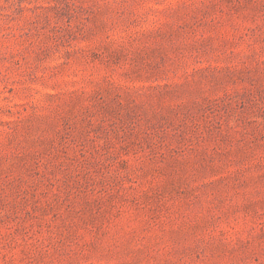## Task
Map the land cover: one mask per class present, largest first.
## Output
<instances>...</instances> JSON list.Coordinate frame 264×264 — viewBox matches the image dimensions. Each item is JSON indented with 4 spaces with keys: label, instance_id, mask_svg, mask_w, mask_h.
I'll use <instances>...</instances> for the list:
<instances>
[{
    "label": "rangeland",
    "instance_id": "obj_1",
    "mask_svg": "<svg viewBox=\"0 0 264 264\" xmlns=\"http://www.w3.org/2000/svg\"><path fill=\"white\" fill-rule=\"evenodd\" d=\"M0 264H264V0H0Z\"/></svg>",
    "mask_w": 264,
    "mask_h": 264
}]
</instances>
